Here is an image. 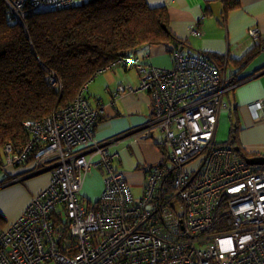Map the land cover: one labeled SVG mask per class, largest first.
Here are the masks:
<instances>
[{
    "label": "built area",
    "instance_id": "1",
    "mask_svg": "<svg viewBox=\"0 0 264 264\" xmlns=\"http://www.w3.org/2000/svg\"><path fill=\"white\" fill-rule=\"evenodd\" d=\"M5 1L22 22L24 11L81 0ZM190 34L201 36L197 26ZM124 62L138 66L139 90L152 93L154 117L144 133L163 135V158L146 172L143 196H133L113 167L117 155L95 140L104 106L80 96L42 121H26L27 143L19 153L5 146V162L31 159L32 174L51 171V181L0 233V264H264V166L255 169L216 142L224 96L235 86H225L215 62L180 48L170 68ZM124 92L118 87L114 100ZM254 107L263 109V101ZM91 168L106 177L100 200L87 207L77 195Z\"/></svg>",
    "mask_w": 264,
    "mask_h": 264
},
{
    "label": "trees",
    "instance_id": "2",
    "mask_svg": "<svg viewBox=\"0 0 264 264\" xmlns=\"http://www.w3.org/2000/svg\"><path fill=\"white\" fill-rule=\"evenodd\" d=\"M222 3L225 15L238 1L222 0ZM152 46L165 47L171 61L179 48L184 55H193L183 52L184 44L171 32L167 9L150 7L146 0H81L64 9L24 11L22 22L14 17L6 1L0 0V168L8 166L3 154L5 146L10 145L14 153H19L27 143L30 133L24 122L42 121L78 97L87 98L88 85L100 74L118 68L134 70L139 79L136 91L147 92L152 98L150 91L139 90L138 66L130 67L124 62L155 66L146 64L142 56ZM259 50V46L255 47L232 64L243 68ZM196 55L223 68V61L216 57ZM239 71L226 75L225 86H236L242 81L238 78ZM51 75L55 83L50 82ZM118 87L125 88L122 95L135 92L128 85ZM228 134L227 141L217 146L234 151L238 148L236 152L243 161L255 156L239 148L237 125ZM10 179L6 177L4 181ZM171 187L168 184L169 190ZM4 224L0 217V233ZM62 233L65 235V230Z\"/></svg>",
    "mask_w": 264,
    "mask_h": 264
},
{
    "label": "crops",
    "instance_id": "3",
    "mask_svg": "<svg viewBox=\"0 0 264 264\" xmlns=\"http://www.w3.org/2000/svg\"><path fill=\"white\" fill-rule=\"evenodd\" d=\"M237 1V6L222 15V0H146L150 7L167 9L170 30L184 44L185 54H203L222 60L221 67L227 76L240 70L238 78L242 81L223 99L216 142L225 143L230 128L237 125L239 148L244 153L255 155L251 158H264V108L254 107L258 101L264 103V0ZM194 26L201 32L200 37L190 34ZM250 30L257 31L256 40L250 37ZM258 46L260 50L248 65L242 68L232 64ZM142 56L146 64L163 68L172 64L171 55L163 46H152ZM138 83L136 71L118 68L98 75L85 91L91 107L104 106L95 126V140L108 144V152L117 155L114 168L124 175L135 198L143 196L147 169L163 158L159 146L162 133L160 138L156 129L148 135L144 133L153 117V103L149 93L136 91ZM119 85H128L135 92L125 93L114 100L112 93ZM252 167L257 169L259 166ZM0 170L3 171V177H0V217L5 221L3 231L29 206L36 194L48 187L51 174L42 176L49 171L32 174V161ZM101 173L104 178V172ZM6 177L11 179L4 181ZM100 198L94 204L87 202V207L95 205Z\"/></svg>",
    "mask_w": 264,
    "mask_h": 264
},
{
    "label": "rangeland",
    "instance_id": "4",
    "mask_svg": "<svg viewBox=\"0 0 264 264\" xmlns=\"http://www.w3.org/2000/svg\"><path fill=\"white\" fill-rule=\"evenodd\" d=\"M40 10H46V8L43 7V8H40L39 11ZM145 130H146V128L144 129V131ZM158 136L160 138L161 133L158 134ZM50 174H51V171L42 174V176H46V175L50 176ZM0 177L1 178L3 177V171L2 170H0ZM37 177H39V176H37ZM37 177H35V178H37ZM1 178H0V181L2 180ZM103 186H104V178L102 176L101 171L96 170V169L89 170L84 177L80 193L77 195V200L83 206H87L88 205L87 202L94 204L100 198L102 190H103ZM135 192L137 193L138 189Z\"/></svg>",
    "mask_w": 264,
    "mask_h": 264
},
{
    "label": "water",
    "instance_id": "5",
    "mask_svg": "<svg viewBox=\"0 0 264 264\" xmlns=\"http://www.w3.org/2000/svg\"><path fill=\"white\" fill-rule=\"evenodd\" d=\"M237 150V149H236ZM245 162L247 165L249 166H264V158L262 157H255V158H249V159H245ZM31 177V176H29ZM28 177V178H29ZM26 178V177H25ZM24 178V179H25ZM20 180V179H19Z\"/></svg>",
    "mask_w": 264,
    "mask_h": 264
}]
</instances>
